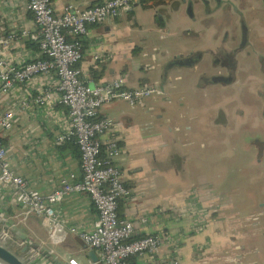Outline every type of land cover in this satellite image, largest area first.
I'll list each match as a JSON object with an SVG mask.
<instances>
[{"label": "crops", "instance_id": "obj_1", "mask_svg": "<svg viewBox=\"0 0 264 264\" xmlns=\"http://www.w3.org/2000/svg\"><path fill=\"white\" fill-rule=\"evenodd\" d=\"M104 1L51 0V5L59 15ZM221 1L226 6L223 13L211 0L208 5L203 0H138L118 17L88 26L86 36L67 40L79 43L83 57L77 67L85 84L123 78L127 89L156 85L164 93L142 105L114 102L98 114L114 122L101 140L105 143L113 138L121 148L114 165L124 186L135 193L133 199L118 202L119 218L134 222L153 218L151 224L137 230L135 238L158 234L180 237L176 253L181 264H264V155L255 161L250 149L232 150V143L243 137L228 126L223 133L215 118L217 103L222 96L229 97L230 89L199 86L203 66L183 63L189 56L197 59L199 53L214 52L220 46V35L236 29L240 19L248 26L258 27L259 22L264 26L259 15L261 0ZM167 11L177 16L166 21L162 12ZM200 12V18L196 17ZM174 26L182 33L200 27V36L178 41L172 37L179 36V32L174 34ZM21 30L37 34L27 0H0V59L13 68L43 58L37 41L19 36ZM10 34L17 35L9 39ZM208 59V55L202 56L204 63ZM56 84L51 72L26 85L16 84L9 93L0 92V112L10 111L15 116L14 126L0 133L9 168L42 197L50 194L61 178L81 179L76 144L56 143L67 126L66 108L59 104ZM41 97L45 98L36 102ZM205 100L209 104H204ZM22 102L27 105L20 109ZM229 124L231 127V121ZM195 196L207 211L205 226L198 229L190 215L175 219L172 213ZM55 209L59 223L49 233L42 218L20 210L16 193L0 181V232L8 228V222H16L21 233L30 237L28 252L33 242L47 252L38 254L30 264H55L53 255L63 261L57 260L60 264H75L54 251L60 246L78 264H99L90 260L91 250L70 231L94 228L96 211L89 198L72 193ZM15 244L16 252L25 245L17 240ZM164 251L167 248L159 255ZM148 261V256L137 259L139 264Z\"/></svg>", "mask_w": 264, "mask_h": 264}, {"label": "built area", "instance_id": "obj_2", "mask_svg": "<svg viewBox=\"0 0 264 264\" xmlns=\"http://www.w3.org/2000/svg\"><path fill=\"white\" fill-rule=\"evenodd\" d=\"M137 1L106 0L90 8L66 10L58 15L52 8L51 0H27V9L33 16L37 34L21 30L18 35L37 41L43 58L17 68L8 66L0 59V92L6 94L16 84L26 85L37 76L51 72L55 74V89L60 94L58 101L67 112V126L57 137L56 143L61 145L72 141L76 144L80 155L81 179L76 181L73 176L61 178L58 186L42 197L27 181L14 175L9 168L6 150L0 145V181L16 193L20 210L26 215L42 218L49 233L59 223L55 207L69 194H85L96 211L94 228L84 232L71 228L70 231L87 249L96 252L99 264H128V259H142L144 256L149 257L145 264H181L176 253L180 237L158 234L135 238L137 230L147 227L153 218L143 217L136 222L119 218L118 202L133 199L135 193L124 186L121 172L114 165L121 155V148L113 138L105 143L101 140L103 135L111 132L114 122L98 116L103 106L118 101L130 106L142 105L148 98L164 96L163 91L156 85L127 89L123 78L91 86L85 84L77 67L83 57L79 43L67 40V37L86 36L88 26L118 17ZM16 35L10 34L9 39ZM95 59L98 60V56ZM44 98H38L36 102ZM26 105V102H22L19 107L25 108ZM14 122L12 112H0V133L9 131ZM172 213L175 219L190 215L195 225L199 224L196 229L204 227L207 220L206 208L196 196L185 206L172 210ZM158 214L162 213L159 211ZM11 223L17 226L16 222ZM4 233H8V228ZM163 248H167V251L159 255Z\"/></svg>", "mask_w": 264, "mask_h": 264}, {"label": "flooded vegetation", "instance_id": "obj_3", "mask_svg": "<svg viewBox=\"0 0 264 264\" xmlns=\"http://www.w3.org/2000/svg\"><path fill=\"white\" fill-rule=\"evenodd\" d=\"M211 1L215 9L222 8L224 12L226 6H222L221 0ZM203 3L208 5V0ZM261 4L259 15L264 20V0ZM204 10L209 9L206 6ZM219 38L220 46L214 52L199 53L197 59L189 56L183 63L189 67L197 63L203 66L199 86L230 89L229 97L222 96L217 103L216 123L223 133L228 126L234 134L243 137L242 141L232 143V150L250 149L255 154L254 160L258 161L264 155V26L262 22L258 27L248 26L240 19L236 29L222 33ZM205 54L209 59L204 63ZM204 104L209 101L205 100Z\"/></svg>", "mask_w": 264, "mask_h": 264}, {"label": "water", "instance_id": "obj_4", "mask_svg": "<svg viewBox=\"0 0 264 264\" xmlns=\"http://www.w3.org/2000/svg\"><path fill=\"white\" fill-rule=\"evenodd\" d=\"M7 224L8 233H4V231L0 232V263L30 264L36 259V256H38V254L42 256H45L47 254V252L42 249L37 242L31 243V252H28L29 245L26 243L30 241L29 235L21 233V231L16 226L12 225L11 222H8ZM10 234H13V237H11ZM16 240L25 244L19 252L13 250L14 245L15 247H18V244H15ZM83 246L84 248H86L84 243ZM19 254L23 255L24 257L19 256ZM88 256L92 262L97 263V257L95 256L93 251H90ZM54 263L60 264L57 260H54Z\"/></svg>", "mask_w": 264, "mask_h": 264}, {"label": "rangeland", "instance_id": "obj_5", "mask_svg": "<svg viewBox=\"0 0 264 264\" xmlns=\"http://www.w3.org/2000/svg\"><path fill=\"white\" fill-rule=\"evenodd\" d=\"M163 14H164V19L166 20V21H169L168 19H169V17L170 16H177V13H175V12H171V11H167V12H162ZM167 13V14H166ZM200 16H201V12L198 14V15H196V17H199L200 18ZM170 24V23H169ZM172 25V24H171ZM171 25L169 26V28H171ZM191 28V30L190 31H187V32H185V33H182V31L181 30H175L176 29V27L174 26V34L176 33V32H179L178 34H176V35H179V36H176V37H174V36H172L174 39H176V38H178V41H182L183 39V37H185V36H187V37H189V39H196V37L198 36V34H199V36H200V33H198V30H199V28L200 27H197V29L196 28H194V27H190ZM189 29V28H188ZM203 30H205V28L203 29ZM170 39H172V38H170ZM152 98V97H151ZM66 248L64 247V246H60L57 250H54V251H56L57 253H60V254H62V255H64V257L70 262V263H72V260L75 262V264H78L77 263V261L75 260V258L73 257V256H69V254H67L68 252L65 250ZM50 256V255H49ZM53 258H56L57 260H59L60 262H63V261H61V259H59L56 255H53L52 256ZM51 257V258H52ZM47 258V257H46ZM52 258V259H53ZM43 259V258H42ZM43 260H45V258L43 259ZM46 262H49V261H46ZM73 262V263H74Z\"/></svg>", "mask_w": 264, "mask_h": 264}, {"label": "trees", "instance_id": "obj_6", "mask_svg": "<svg viewBox=\"0 0 264 264\" xmlns=\"http://www.w3.org/2000/svg\"><path fill=\"white\" fill-rule=\"evenodd\" d=\"M68 41H69V39H68ZM127 263H128V264H139V263L137 262V259H136V258H130V259H128V260H127Z\"/></svg>", "mask_w": 264, "mask_h": 264}, {"label": "bare ground", "instance_id": "obj_7", "mask_svg": "<svg viewBox=\"0 0 264 264\" xmlns=\"http://www.w3.org/2000/svg\"><path fill=\"white\" fill-rule=\"evenodd\" d=\"M0 264H2V263H0Z\"/></svg>", "mask_w": 264, "mask_h": 264}]
</instances>
